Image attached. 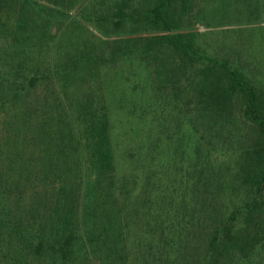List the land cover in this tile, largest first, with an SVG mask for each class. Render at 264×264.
I'll return each mask as SVG.
<instances>
[{
  "label": "trees",
  "instance_id": "trees-1",
  "mask_svg": "<svg viewBox=\"0 0 264 264\" xmlns=\"http://www.w3.org/2000/svg\"><path fill=\"white\" fill-rule=\"evenodd\" d=\"M233 2L82 1L102 39L38 65L40 3L0 0V264H264V88L188 30ZM124 66L138 96L75 93Z\"/></svg>",
  "mask_w": 264,
  "mask_h": 264
},
{
  "label": "rangeland",
  "instance_id": "rangeland-1",
  "mask_svg": "<svg viewBox=\"0 0 264 264\" xmlns=\"http://www.w3.org/2000/svg\"><path fill=\"white\" fill-rule=\"evenodd\" d=\"M40 3L41 10L39 16L42 17V21L31 27V31L39 33L37 42V48L35 51L40 52L35 57L38 65H42L45 60V56L52 52L53 46L59 41V35L66 33L71 39V42H61L62 47L67 50L73 47L74 40L80 39L81 42H97L102 37L98 34L91 22L86 20L76 19L79 24L70 23L72 17L78 15L79 3L83 1V4L90 5L89 2L94 3L95 0H78L75 7L71 9L62 10L58 6L47 3V0H37ZM82 5L81 8L84 6ZM238 11L237 4L233 2L231 8L221 10L217 8L216 16L209 14V16L196 22L189 31L195 34L197 44L204 48L207 53L213 55L223 56L228 53L227 56L233 64H238L243 68V71L254 79L259 77L258 72L250 73L249 67L246 65L247 54V42L253 41V38L260 36V27L258 23H250L256 19L252 16L245 17ZM85 14V13H84ZM65 20V21H64ZM255 22H258L257 20ZM29 26V25H28ZM9 36V27H0V75L1 69H7L17 59L11 54V49L8 46L7 37ZM250 44V42H249ZM258 44V43H257ZM72 45V46H71ZM80 47H83L80 45ZM24 48V47H23ZM18 50V49H17ZM57 52H61L57 48ZM252 47L248 48V53L254 54ZM258 53V49L256 50ZM37 52V53H38ZM36 54V52H35ZM257 57V56H256ZM258 58V57H257ZM256 78H255V77ZM42 87V86H41ZM42 89V88H41ZM145 90V78L142 71L139 69L130 68L124 66L118 68L116 71L110 73L106 80L95 79V84L91 88H85L83 86L75 91L76 94L86 95L90 91L97 93V97L104 99L105 107H113L116 98H119L125 94L139 95ZM113 100V101H112ZM110 101V102H109ZM99 105V104H98ZM101 105V106H102ZM93 107L96 104L92 105Z\"/></svg>",
  "mask_w": 264,
  "mask_h": 264
},
{
  "label": "crops",
  "instance_id": "crops-1",
  "mask_svg": "<svg viewBox=\"0 0 264 264\" xmlns=\"http://www.w3.org/2000/svg\"><path fill=\"white\" fill-rule=\"evenodd\" d=\"M257 10L254 7L256 11H252L250 14L248 12H245V17L253 16L258 22L255 21H250V23H258L260 27V36L258 37V41H256V37L253 38V41L247 42L246 48H247V54H246V59H248L245 63L250 69V73L253 72H258L259 77L256 78L255 81H259L261 86L264 88V0H257ZM248 10V9H246ZM258 43V44H257ZM252 47L254 49V54L250 52L248 53V48ZM258 49V53L257 50ZM258 58H257V57ZM248 76V75H247ZM250 80L254 82V79L251 76H248Z\"/></svg>",
  "mask_w": 264,
  "mask_h": 264
}]
</instances>
